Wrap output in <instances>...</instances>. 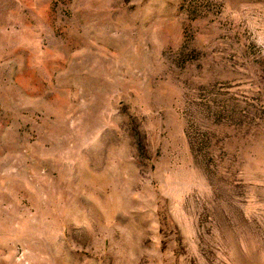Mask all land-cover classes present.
Returning a JSON list of instances; mask_svg holds the SVG:
<instances>
[{
    "label": "rangeland",
    "instance_id": "1",
    "mask_svg": "<svg viewBox=\"0 0 264 264\" xmlns=\"http://www.w3.org/2000/svg\"><path fill=\"white\" fill-rule=\"evenodd\" d=\"M0 264H264V0H0Z\"/></svg>",
    "mask_w": 264,
    "mask_h": 264
}]
</instances>
